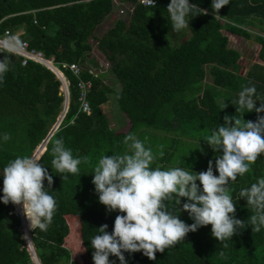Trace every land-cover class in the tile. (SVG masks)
Listing matches in <instances>:
<instances>
[{
    "label": "trees",
    "instance_id": "16d2710c",
    "mask_svg": "<svg viewBox=\"0 0 264 264\" xmlns=\"http://www.w3.org/2000/svg\"><path fill=\"white\" fill-rule=\"evenodd\" d=\"M119 1L133 8L128 23L119 19L104 34L94 36L114 10L113 0H0V33L21 30L19 39L41 51L45 59L53 60L69 82L68 111L40 160L52 175L53 184L47 190L57 201L48 230L31 232L40 264L72 261L77 264L64 246L68 234V238H78L76 222L68 227V216L78 219L80 241L87 258L84 264H93L90 240L103 224L108 225L107 231L111 233L116 215L121 214L108 212L99 203L91 182L93 167L102 155L128 151L123 143L126 135H136L142 130H167L163 125L174 118L173 106L200 94L208 102L212 116L227 107L235 108L238 93L245 86H255L257 107L264 103V0H229L218 16L212 11V0H189L190 4L206 9L207 15L191 18L186 28L188 35L179 31L175 37L166 10L170 0H154L155 8L138 0ZM245 28L258 30L255 35L248 32L246 39L259 46L256 55L260 63L246 61L245 66L240 65V53L228 47V37L222 33ZM93 38L109 63L118 89L106 85L103 75L93 78L88 74L87 64H95L89 58L92 50L89 40ZM4 58L9 61V70L0 83L1 185L3 168L17 156L32 155L46 138L64 102L61 83L49 69L31 61L22 66L20 57L8 53L0 54V59ZM70 64L80 67L79 76L62 67ZM207 74L210 82L203 84ZM79 81L92 84L87 94L89 115L79 111ZM111 94L129 122L126 133L111 129L102 110ZM224 103L227 107L221 110ZM258 116L264 113L253 111L242 118L254 122ZM5 133L10 140H3ZM54 138H63L74 157L88 158L87 163L79 166V174H67L68 179L64 180L52 167L50 142ZM262 177L264 154L250 166L248 173L229 182L236 219L247 223L253 214L246 200L239 198V192ZM44 184L47 188V181ZM184 202L181 198V203ZM12 208L13 204L0 202V264H33L17 230L19 220L8 214ZM179 218L186 224L193 223L185 211L180 212ZM226 243L225 248L212 236L208 225L189 232L183 241L163 253L157 252L155 260H149L142 252H125L124 256L126 264H264V228L260 232L252 231L250 226L238 229ZM109 260L119 264L115 256L110 255Z\"/></svg>",
    "mask_w": 264,
    "mask_h": 264
},
{
    "label": "clouds",
    "instance_id": "9594fccd",
    "mask_svg": "<svg viewBox=\"0 0 264 264\" xmlns=\"http://www.w3.org/2000/svg\"><path fill=\"white\" fill-rule=\"evenodd\" d=\"M147 3L156 7L154 0ZM228 4L229 0H212L213 13ZM166 10L174 32L189 27V16L207 15L206 9L190 4L189 0H170ZM21 43L19 37L7 35L0 39V48L14 53ZM8 70V59H0V83ZM255 95L254 85L243 87L234 105L235 113L239 111L241 115H225L223 124L204 136V143L214 153H221L215 157L218 174H214L212 160L208 161L207 170L199 173L180 166L153 167L156 155L152 148L132 133L123 140L128 151L99 158L91 181L99 203L108 212L121 214L116 215L111 233L107 231L108 225L103 224L90 240L93 264H114L110 255L119 264H126L125 252H142L149 260H155L157 252L163 253L202 226L211 225L212 236L225 248L226 241L238 229L250 226L252 231L260 232L264 228V177L239 192V198L246 200L253 212L247 223L235 218L236 204L228 188L230 181L248 173L250 166L264 154V116H258L254 122L242 118L245 112L264 113V103L257 107ZM226 107L224 103L221 110ZM10 139L8 133L3 135L4 141ZM50 143L51 165L62 179H68L67 174H79L81 163L88 162L87 157H74L63 138H54ZM159 155L162 157L163 152ZM41 156H17L2 170L0 202L21 206L32 231H47L57 210V201L47 190L53 178L40 163ZM181 198L186 202L181 203ZM181 211L189 214L192 224L179 218ZM22 238L28 240V247L32 246L27 235Z\"/></svg>",
    "mask_w": 264,
    "mask_h": 264
},
{
    "label": "crops",
    "instance_id": "0c3cea01",
    "mask_svg": "<svg viewBox=\"0 0 264 264\" xmlns=\"http://www.w3.org/2000/svg\"><path fill=\"white\" fill-rule=\"evenodd\" d=\"M253 62L260 63L258 59L253 60L252 63ZM209 82L210 76L207 74L203 84ZM173 112L174 118L164 122L163 126L167 128V130H142L135 135L144 142L146 147H151L156 155V159L152 166H159L163 169L180 166L191 168L193 171L199 173L207 170L208 161L212 160L214 174H218L215 172V157L221 153H214L213 150L204 143V136L210 134L211 130L216 129L219 124H223V118L225 115L231 116L235 114L236 116H240L241 112L238 111L235 113V108L227 107L220 114L212 116L208 111V102L202 99L201 94L189 101L175 104L173 106ZM122 115L123 116H118V114L115 115L116 124L120 129L119 126L121 125L119 124V121L122 122V119L124 118V121L128 124L127 130L124 132H118L115 129L117 126L110 127L117 133H126L130 127L127 118L124 114ZM243 115L249 117L250 112H245ZM112 124L115 125L114 122H112ZM191 148H193V152L190 151ZM161 151L163 152L162 157L159 155ZM68 218L70 219L69 221L67 220L68 227L70 224L74 226L75 222L77 225L76 233L78 238L72 237V239L73 241L74 239L78 240L82 247L79 236L80 226L78 219L71 216H68L67 219ZM64 246L66 247V245ZM77 247L76 242L70 244V248L73 250H76ZM82 249L84 251L83 247ZM83 255L86 258L84 252Z\"/></svg>",
    "mask_w": 264,
    "mask_h": 264
},
{
    "label": "rangeland",
    "instance_id": "374dc122",
    "mask_svg": "<svg viewBox=\"0 0 264 264\" xmlns=\"http://www.w3.org/2000/svg\"><path fill=\"white\" fill-rule=\"evenodd\" d=\"M114 2H115L114 10L104 20V22L96 29L94 36H101L102 34H104L119 19H123L125 21V23H128L132 7L129 6L127 3H123L119 0H114ZM192 18H194V17H192ZM189 19H191V16ZM221 23H223V21H221ZM181 31L185 33V36L188 35V31L186 28L181 30ZM17 32L19 34H21L22 31L18 30ZM248 32H250L252 35H255L256 33H258V30L245 28V29H232V31H229V32L222 31V33L228 37V47L232 48L234 50H237L240 53L241 58L239 60V64L243 65V66H245V64H244L245 61L252 62L253 60H257L256 54L258 53V50H259V46L255 42H253L252 40L246 39V34ZM173 36L174 37L179 36L178 32L174 33ZM179 41H182V39H180ZM179 41H177V42H179ZM89 43H90L91 48H92V50L89 54V58L92 59L93 62L96 61L97 64L102 63L104 65V69L106 70L105 75H103L104 76V78H103L104 83L106 85L113 86L115 89H118V85H117V83L114 82V77L111 75V73L109 71L110 68L103 61L102 54L97 49L96 40L93 38V39L89 40ZM49 66H51V65H49ZM87 66L90 68L92 66V63L91 64L88 63ZM108 98H109L108 102L102 106V110L108 118L110 127H116L117 124H116L115 115L116 114H118V116H123V115L117 107L114 96L111 94V95H109ZM121 118H123V117H121ZM124 120L125 119L123 118L122 122L119 121V124L121 125V126H119L120 129L118 128V126L115 128L118 132H124L127 130L128 124ZM112 122H114L115 125H113ZM190 151L193 152L194 151L193 148H191ZM67 220L69 221L70 219L68 218ZM24 226H25V230H27L29 232L30 231L29 228L27 229L28 223H26V225H24ZM30 235H31V232H30ZM66 241H65V245H66V248L68 247V249L70 250L71 257L76 260L77 264H79V263L84 264V262H86L87 259L83 255L84 251H83L82 247L80 246L79 241L76 239H74V241H73L72 237H70L68 239L66 238ZM72 242H76V244L78 246L76 250H73L70 248V244Z\"/></svg>",
    "mask_w": 264,
    "mask_h": 264
},
{
    "label": "built area",
    "instance_id": "2783aa9c",
    "mask_svg": "<svg viewBox=\"0 0 264 264\" xmlns=\"http://www.w3.org/2000/svg\"><path fill=\"white\" fill-rule=\"evenodd\" d=\"M138 2L144 6H148V7L150 6L147 3V0H138ZM113 3L115 4L114 0H113ZM154 3H155V1H154ZM128 5L131 6L130 4H128ZM132 11H133V8L131 10V13H132ZM18 34L19 33L17 31L14 33H11L9 30H6L3 33H0V39L4 38L7 35H13V36L19 37L20 34L19 35ZM21 42L22 43L20 44V46L18 47V49L14 53L7 52L4 49L0 48V54L8 53V54L20 57L22 59L21 60L22 66H25L28 61L43 65L44 67L49 69L55 75V77L60 81V83L64 84L68 90L69 82L67 81L64 74L56 66H54L53 60L45 59V57L41 51L30 48L29 44L26 40H21ZM42 61L50 63L51 66L43 64ZM103 61L109 67V63L107 61H105L104 59H103ZM94 63L95 64H92V66L90 68L89 67L87 68L88 74L91 75L93 78H97L100 75H104L106 72V70L104 69V65L102 63L97 64L96 61H94ZM52 67L55 69V71L52 70ZM62 67L64 69H69V71H71L74 76H79V74L81 72L80 67L76 64L63 65ZM91 86H92L91 81H86V82L85 81H79V84H78V87L80 89V95H79V99H78V101L80 102L79 111L86 114V115H89L91 112L90 103L87 99V94L89 93ZM62 93L64 96V91H62ZM68 94H69V91H68ZM40 144L33 151L32 155L35 156V154L37 153V151L39 149ZM44 151H45V148L44 149L42 148V151L40 152L38 157H40ZM2 187H3V185L0 184V191H2ZM8 214L19 220V225L17 226V230L21 234V236L23 237V236L27 235L26 230H25V226H24L25 225L24 224L25 223L24 217H23L22 212L19 209V206L13 205V209ZM31 231L32 230L29 231V235H30ZM27 237H28V235H27ZM29 239H31V235L29 236ZM23 240L25 242V247H26V244H27L26 241L27 240L26 239H23ZM70 264H75V263L72 261Z\"/></svg>",
    "mask_w": 264,
    "mask_h": 264
},
{
    "label": "water",
    "instance_id": "95a60500",
    "mask_svg": "<svg viewBox=\"0 0 264 264\" xmlns=\"http://www.w3.org/2000/svg\"><path fill=\"white\" fill-rule=\"evenodd\" d=\"M52 70L55 71V69L52 67ZM60 91H64V102H63V105H62V111L60 112L59 116L57 117L55 123L53 124V126L51 127L49 133L47 134L46 138L41 142L40 146H39V149L38 151L41 149V148H45L46 150V144L48 143L50 137L52 136V134L58 129V127L60 126L61 122L63 121L67 111H68V105H69V94H68V90L66 88V86L64 84H61V87H60ZM37 151V152H38ZM44 153V152H43ZM26 243H28V240L26 241ZM29 247L27 246L26 244V250L32 260V263L33 264H40L39 261H38V258L36 256V253L34 251V247L33 245L30 247L31 248V252L32 254L30 253Z\"/></svg>",
    "mask_w": 264,
    "mask_h": 264
},
{
    "label": "bare ground",
    "instance_id": "6f19581e",
    "mask_svg": "<svg viewBox=\"0 0 264 264\" xmlns=\"http://www.w3.org/2000/svg\"><path fill=\"white\" fill-rule=\"evenodd\" d=\"M42 63H43V64H46L47 62L42 61ZM46 65L49 66V65H51V64H50V63H47ZM41 151H42V148L38 151V153L36 154V156H38V155L40 154ZM19 209H20V211L22 212V208H21V206H19ZM23 217H24V216H23ZM24 222H25L24 224L26 225V219H25V217H24ZM26 227H27V226H26ZM28 228H29V227H27V229H28ZM26 233H27L28 238H29L30 235H29V232H28L27 230H26ZM28 249H29L30 253L32 254V252H31V248L29 247Z\"/></svg>",
    "mask_w": 264,
    "mask_h": 264
}]
</instances>
